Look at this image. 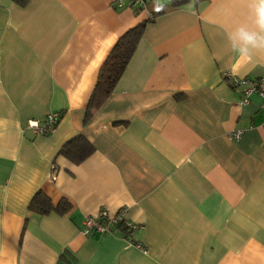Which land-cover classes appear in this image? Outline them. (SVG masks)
<instances>
[{"label": "crops", "instance_id": "0c3cea01", "mask_svg": "<svg viewBox=\"0 0 264 264\" xmlns=\"http://www.w3.org/2000/svg\"><path fill=\"white\" fill-rule=\"evenodd\" d=\"M164 3L0 0V264H264V111L224 78L264 76V55L237 65L227 41L251 26L248 0ZM141 22L112 93L87 110L109 52ZM49 113L55 131L34 136L27 122ZM75 137L93 147L79 164L58 154ZM37 192L70 208L30 212ZM122 207L132 232L80 233Z\"/></svg>", "mask_w": 264, "mask_h": 264}, {"label": "trees", "instance_id": "16d2710c", "mask_svg": "<svg viewBox=\"0 0 264 264\" xmlns=\"http://www.w3.org/2000/svg\"><path fill=\"white\" fill-rule=\"evenodd\" d=\"M186 1L187 0H171L174 6H181ZM15 2L23 5L26 0H15ZM147 21H150V18H148ZM144 26L145 22H141L123 34L114 44L99 70L95 87L88 102L87 110L99 107L112 93L136 49ZM88 117L89 113L85 116V121ZM92 152L93 147L86 140L81 137H75L67 141L60 148L58 154L67 157L74 164H79L91 155ZM69 208L70 203L66 199L61 198L58 203L54 205L49 198L41 192H37L28 205L29 211L37 215H46L50 212L63 214L66 213ZM118 227H122V229L128 233L125 227Z\"/></svg>", "mask_w": 264, "mask_h": 264}, {"label": "built area", "instance_id": "2783aa9c", "mask_svg": "<svg viewBox=\"0 0 264 264\" xmlns=\"http://www.w3.org/2000/svg\"><path fill=\"white\" fill-rule=\"evenodd\" d=\"M148 0H109L111 8L120 10L124 8L133 9L136 12L144 11ZM229 85L240 93V103L246 104L251 98L256 97L260 101L259 109L264 111V76L258 78H238L231 74H225ZM58 113H49L41 121L31 120L27 122L29 129L34 136L51 135L59 122ZM240 132H235L233 138H238ZM126 208H120L116 214L109 216L105 210H100L95 216H86L82 221L80 233L84 236L93 234L106 235L111 232L112 226H123L130 233L136 226L125 220ZM126 240L140 250L144 251L139 243H135L130 236Z\"/></svg>", "mask_w": 264, "mask_h": 264}, {"label": "clouds", "instance_id": "9594fccd", "mask_svg": "<svg viewBox=\"0 0 264 264\" xmlns=\"http://www.w3.org/2000/svg\"><path fill=\"white\" fill-rule=\"evenodd\" d=\"M154 10L165 8L164 0H155ZM251 26L241 24L227 34V41L234 53H237V65L251 62L256 55H264V0H248ZM237 65H233V72Z\"/></svg>", "mask_w": 264, "mask_h": 264}]
</instances>
